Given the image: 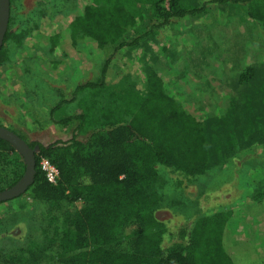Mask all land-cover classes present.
Listing matches in <instances>:
<instances>
[{
  "label": "rangeland",
  "instance_id": "374dc122",
  "mask_svg": "<svg viewBox=\"0 0 264 264\" xmlns=\"http://www.w3.org/2000/svg\"><path fill=\"white\" fill-rule=\"evenodd\" d=\"M203 1L207 0H181L185 6L199 7ZM261 1L251 0L250 5L207 4L191 16L172 17L136 45L113 51V46L98 48L85 36L77 35L74 43L71 40L69 23L82 14L91 0H10L9 30L21 36L4 43L7 59L0 64V126L16 131L28 142L48 145L68 140L75 122L61 125L53 121L77 114L78 103L88 101L91 95L79 92L52 116L51 110L59 100H70L78 84L97 80L109 55L113 53L105 75L109 86L132 87L142 92L147 73L154 71L166 94L198 121L226 117L222 128H207L211 149L204 172L188 175L157 166L159 187L154 191L160 200L155 216L163 229L162 245L176 243L179 228L190 227L198 217L232 211L227 222L229 232L264 249V210L259 207L245 211L247 206L264 200V109L259 111L257 106L263 94L254 93L257 83L245 85L242 79L249 68L264 71ZM164 7L168 9L169 0L164 1ZM147 19L145 13L141 15L137 24L126 31L125 40L145 31ZM187 26L190 31H198L186 35ZM51 34L57 35L53 50ZM262 81L264 76L259 84ZM107 94L104 92L97 99L108 108L112 104L108 105ZM246 101L252 102L251 111L241 110ZM18 154L0 152V192L19 173L24 160ZM37 207L28 192L1 202L0 238L8 237L20 244L35 239L32 231H37L35 215L41 206ZM31 215L33 220L27 217ZM135 229L134 225L126 227L106 247L130 251ZM44 253V257L53 255L48 250ZM37 255L40 254L36 252L30 258ZM43 264L64 262L53 256ZM257 264H264V256Z\"/></svg>",
  "mask_w": 264,
  "mask_h": 264
},
{
  "label": "trees",
  "instance_id": "16d2710c",
  "mask_svg": "<svg viewBox=\"0 0 264 264\" xmlns=\"http://www.w3.org/2000/svg\"><path fill=\"white\" fill-rule=\"evenodd\" d=\"M164 1L91 0L82 14L70 21L71 40L74 43L77 35H81L92 39L100 49L113 46V51H117L136 45L155 28L169 23L172 17L198 13L207 4H251V0H207L199 7L169 0L167 9ZM9 11L0 64L7 59L4 43L21 36L9 30L11 8ZM144 13L148 18L146 30L125 40L126 31ZM56 37V34L49 37L51 50L56 45ZM112 55L102 63L97 80L78 84L70 100H59L52 108L51 116L79 92L91 95L88 101L78 103L77 114L53 121L61 125L75 122L70 139L43 145L28 142L12 131L34 151L35 178L26 192L34 208L41 206V209L35 215L38 221L35 222L37 231H32L35 239L29 238L20 244L8 237L0 238V264H43L53 256L64 264H257L264 256V249L229 232L227 222L234 214L232 211L198 217L190 227L179 228L176 243L162 245L163 229L155 216L160 200L154 191L159 187L157 166L171 167L188 175L204 172L209 166L211 149L207 128L209 125L222 128L226 117L198 121L166 94L154 71L147 73L142 92L132 87L107 85L105 75ZM258 70L261 69H247L242 79L245 85L257 83L253 89L254 93L263 94L257 105L263 111L264 83L261 85L259 81L264 71H259L260 74ZM104 92H108V105L112 104L108 108L97 99ZM250 109H253L252 102L246 101L241 110ZM0 152L14 153L16 149L0 139ZM41 158H47L57 168L56 184L45 180L39 168ZM24 169L22 161L19 173L7 188L17 182ZM259 207L264 210V200L247 206L245 211ZM32 215L27 216L29 220H33ZM2 224L0 219V234ZM130 225L136 228L130 251L106 247ZM46 250L53 255L48 253L44 257ZM36 252L39 257L30 258Z\"/></svg>",
  "mask_w": 264,
  "mask_h": 264
},
{
  "label": "water",
  "instance_id": "95a60500",
  "mask_svg": "<svg viewBox=\"0 0 264 264\" xmlns=\"http://www.w3.org/2000/svg\"><path fill=\"white\" fill-rule=\"evenodd\" d=\"M9 0H0V48L3 44L4 35L7 31L9 21ZM0 139L10 143L22 156L25 164L23 175L11 187L0 192V203L19 197L24 194L33 184L35 178L34 151L20 136L11 130L0 126Z\"/></svg>",
  "mask_w": 264,
  "mask_h": 264
},
{
  "label": "built area",
  "instance_id": "2783aa9c",
  "mask_svg": "<svg viewBox=\"0 0 264 264\" xmlns=\"http://www.w3.org/2000/svg\"><path fill=\"white\" fill-rule=\"evenodd\" d=\"M39 168L43 173L45 180L50 184H56L58 180L57 168L47 159L41 158L39 161Z\"/></svg>",
  "mask_w": 264,
  "mask_h": 264
},
{
  "label": "crops",
  "instance_id": "0c3cea01",
  "mask_svg": "<svg viewBox=\"0 0 264 264\" xmlns=\"http://www.w3.org/2000/svg\"><path fill=\"white\" fill-rule=\"evenodd\" d=\"M191 16V15H190ZM185 17V16H184ZM182 19V18H181ZM183 20H185V18L183 19ZM190 29L191 28H189L188 26L186 27V29L184 30V32H185V34L187 35V34H189V33H193V32H197L198 30L196 29H194V31H190ZM180 48H182L183 49V47L182 46H180Z\"/></svg>",
  "mask_w": 264,
  "mask_h": 264
}]
</instances>
